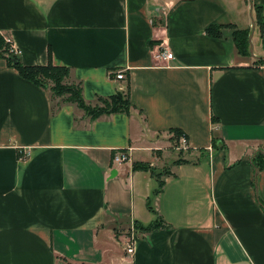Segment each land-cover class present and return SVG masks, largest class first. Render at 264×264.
Listing matches in <instances>:
<instances>
[{"label": "crops", "instance_id": "0c3cea01", "mask_svg": "<svg viewBox=\"0 0 264 264\" xmlns=\"http://www.w3.org/2000/svg\"><path fill=\"white\" fill-rule=\"evenodd\" d=\"M0 35L131 106L91 120L0 56V264H264V0H0Z\"/></svg>", "mask_w": 264, "mask_h": 264}, {"label": "trees", "instance_id": "16d2710c", "mask_svg": "<svg viewBox=\"0 0 264 264\" xmlns=\"http://www.w3.org/2000/svg\"><path fill=\"white\" fill-rule=\"evenodd\" d=\"M221 29L222 26H209L206 29V33L211 37L219 38L221 36ZM232 39L239 54H249L248 30H234ZM0 56L5 59L9 68H13L18 72L21 78L39 88L48 90L53 97L59 98L63 103L75 104L91 120H96L104 115L115 113L129 114L130 112L131 106L126 94L116 93L107 99L98 98L93 105L85 103L80 85H70L67 83L66 80L69 76L67 68L54 66L51 62L45 66H24L12 53L10 43L6 42L1 35ZM181 135L179 131H173V141L176 146ZM212 149L216 151L214 143ZM263 158L262 154H257L253 161V166L257 171L264 170ZM132 168L135 171H150L148 165L142 163H134ZM161 188L162 182L159 184V191H161ZM162 227L161 221H158L148 227L135 226V230L140 233H150Z\"/></svg>", "mask_w": 264, "mask_h": 264}, {"label": "built area", "instance_id": "2783aa9c", "mask_svg": "<svg viewBox=\"0 0 264 264\" xmlns=\"http://www.w3.org/2000/svg\"><path fill=\"white\" fill-rule=\"evenodd\" d=\"M8 42V41H6ZM11 46V45H10ZM11 51L12 53H15V51L13 50V47L11 46ZM158 59L162 60V61H168L171 60L173 58V55L171 52H169L167 49H162L160 51V53L157 55ZM115 79L116 80H124L125 76H124V71L120 70L117 71L115 74ZM187 139L184 135H181L178 139V144L177 146H175L178 150H186L187 149ZM129 161V154L127 151H116L114 152L112 159H111V164L112 166H120L126 162ZM126 252L128 254H131L132 252V245L128 244L126 247Z\"/></svg>", "mask_w": 264, "mask_h": 264}, {"label": "rangeland", "instance_id": "374dc122", "mask_svg": "<svg viewBox=\"0 0 264 264\" xmlns=\"http://www.w3.org/2000/svg\"><path fill=\"white\" fill-rule=\"evenodd\" d=\"M172 146H174V147L176 146L175 143H174V141H172ZM182 151H183V150H182ZM211 153H212V152H210V153L207 155V157H209ZM213 153H214V150H213ZM189 158L192 159V157H189ZM136 232L140 234L139 231H136Z\"/></svg>", "mask_w": 264, "mask_h": 264}, {"label": "water", "instance_id": "95a60500", "mask_svg": "<svg viewBox=\"0 0 264 264\" xmlns=\"http://www.w3.org/2000/svg\"><path fill=\"white\" fill-rule=\"evenodd\" d=\"M249 43H250V37H249ZM249 52L252 53V47L251 44L249 45ZM257 173V170L255 169V174Z\"/></svg>", "mask_w": 264, "mask_h": 264}]
</instances>
